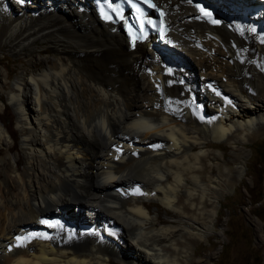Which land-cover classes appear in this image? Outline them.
<instances>
[{"label": "bare ground", "instance_id": "bare-ground-1", "mask_svg": "<svg viewBox=\"0 0 264 264\" xmlns=\"http://www.w3.org/2000/svg\"><path fill=\"white\" fill-rule=\"evenodd\" d=\"M155 1L170 30L132 49L90 0H0V47L30 62L3 82L21 149L0 157V264H184L182 233L213 225L228 172L206 174L192 151L264 124V3L204 0L214 24L187 0ZM6 132L0 152L18 148ZM151 202L175 223L155 228ZM33 232L49 239L8 250Z\"/></svg>", "mask_w": 264, "mask_h": 264}, {"label": "rangeland", "instance_id": "rangeland-1", "mask_svg": "<svg viewBox=\"0 0 264 264\" xmlns=\"http://www.w3.org/2000/svg\"><path fill=\"white\" fill-rule=\"evenodd\" d=\"M36 43L39 48L46 47L40 40ZM41 56H48V53L44 51ZM28 59L26 54L15 55L7 46L0 47V70L5 72L6 68L10 71L8 80L0 81V125L8 129L9 143L16 141L18 145L10 151H1V158H14L21 149V137L14 139L13 131L18 129V122L3 82L7 81L10 85L21 68L30 65ZM200 151L205 152L202 167L206 174L212 168L214 177L226 171L228 174L221 177L222 189L217 195L213 225L199 240L194 241L182 233L180 243L187 250L183 263L264 264V124L246 141H207L201 150L198 147L192 152ZM239 160L243 161V166L238 174L236 167ZM166 210L155 202L150 203V215L165 221L154 225L155 228L175 223L171 216L177 211H169L168 215ZM115 260L117 264H125Z\"/></svg>", "mask_w": 264, "mask_h": 264}, {"label": "snow or ice", "instance_id": "snow-or-ice-1", "mask_svg": "<svg viewBox=\"0 0 264 264\" xmlns=\"http://www.w3.org/2000/svg\"><path fill=\"white\" fill-rule=\"evenodd\" d=\"M23 2H24V0H21V3H23ZM129 2L131 3V0H129ZM187 2H188L189 4H192V3H193V0H187ZM143 3H144V4H147L148 6H150V7H152V8H156V7H157L156 4L152 3V0H143ZM107 6H108L109 8L112 7L111 4H108ZM196 8L200 11V13H201L203 16L211 17V13L207 12V11L205 10V8H203L201 5L196 4ZM102 10H103V9H102ZM137 11H138V12L140 11V9H139L138 6H137ZM160 15H161V17H163V16L165 15V13H164L163 11H161V12H160ZM111 18H112L111 16L105 15V19H111ZM121 18H123V17H121ZM196 18L199 19L200 17L197 16ZM161 23H163V22L161 21ZM212 23H214V24H218V23H220V21H218V20H212ZM142 31H143V21H141V32H142ZM251 31H255V29H251ZM163 34H164V33H163V29H162V30H161V35H163ZM169 71H171V70L169 69ZM209 87H212V86L209 85ZM212 90L216 93L217 96H220V95H221V93L218 92L215 88H213ZM224 99H225V101H226L228 104H231V103H232L231 100H229L227 97H224ZM154 147H159V145H154ZM117 151H119V149H117ZM117 159H119V157H117ZM135 192H136V194H140V190H139V188H137V189L135 190ZM45 223H46V221H45ZM73 235H74V233H73ZM38 237H39V238H43V239H49V237H48L47 235H43V236H42L40 233H36V232L28 233V234H26V235H17V236H15V244H11V245H9V249H8V250L11 251L13 247H15V248H22V247L26 246L27 243L30 242L32 239H34V238H38Z\"/></svg>", "mask_w": 264, "mask_h": 264}]
</instances>
